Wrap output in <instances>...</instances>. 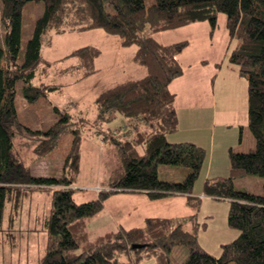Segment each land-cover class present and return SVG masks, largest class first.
Segmentation results:
<instances>
[{"label":"trees","instance_id":"1","mask_svg":"<svg viewBox=\"0 0 264 264\" xmlns=\"http://www.w3.org/2000/svg\"><path fill=\"white\" fill-rule=\"evenodd\" d=\"M0 1L1 21L7 27L4 47L0 46V225L6 200L19 204L27 188L48 189L51 207L43 222L47 238L39 264H134L152 256L157 264H168L175 245L187 248L181 264H264V182L261 194L234 186V180L244 175L264 178V0H156L150 5L145 0H43L42 15L34 23L21 61V9L30 0ZM220 12L226 15L229 41H234L228 61L246 80L247 127L255 147L249 152L229 147L228 174L203 182L204 196L229 201L227 223L238 230L214 255L198 243L195 217L200 198L192 195L206 149L190 141L167 139L178 129L175 94L169 83L184 71L179 55L188 41L163 43L144 30L149 27L155 32L204 20L215 27ZM95 28L117 36L122 46H135L133 61L144 67L145 74L111 85L95 96L96 122H118L112 130L123 132L119 137L106 132L104 136L114 145L118 162L105 188L97 190L92 199L76 202L72 186L80 168L82 135L78 127L70 129L71 143L58 176L32 174L12 149L14 135L39 134L42 137L32 151L37 156L46 154L75 123L73 114L54 107L57 120L46 129H32L19 120L14 97L17 80H22V93L28 101L58 87L33 84L44 62L43 33ZM99 53L86 45L70 55L77 58L85 77L98 71L95 60ZM239 133L241 136V126ZM161 164L183 166L187 171L179 181L159 179ZM134 191L144 192L150 200L185 195L194 212L182 217H146L141 227H120L92 237L87 220L102 210L105 200L115 193ZM188 222L193 231L184 228ZM137 244L142 246L132 247ZM121 253H127L128 259L119 261Z\"/></svg>","mask_w":264,"mask_h":264},{"label":"rangeland","instance_id":"2","mask_svg":"<svg viewBox=\"0 0 264 264\" xmlns=\"http://www.w3.org/2000/svg\"><path fill=\"white\" fill-rule=\"evenodd\" d=\"M145 2L150 5L155 3L156 0H145ZM43 9V0L27 1L21 9L18 61L22 59L26 42L32 34L36 19L42 15ZM144 31V33L152 35L163 43L186 39L188 44L182 53L181 61L183 64L189 63V65L185 64V67H192L190 72L193 75L197 71L208 73H210L209 70L217 71L221 67H218L219 63L221 64L223 59H226L223 74L233 82L227 86V92L223 90L219 95L225 96L223 102L226 100L228 102V110L230 111L228 120H231V122L236 121V124L230 126L227 132L224 133L226 129L220 127L219 121L213 122L215 159L220 154L217 150L218 145L222 147V142L224 145V142L226 143L230 139L233 150L237 149L235 151H239L240 147L242 149L250 147L248 141L245 142V137L240 144L242 138V134L240 136L239 133L240 125L242 123L247 126V97L244 102L240 83L242 81L246 84V81L245 78L237 74L236 67L230 65L228 61V53L234 45V41H229L226 15L223 12L218 13L215 27H212L209 21L204 20L155 32L146 27ZM6 32L7 27L0 17V46L2 47H4ZM102 32H104L103 29L96 28L86 31L43 33L41 52L47 51L55 58L66 56L57 65H48V73L41 77L44 82L54 83L58 87L35 101H28L22 93V80L16 82L15 108L19 120L30 128L46 129L55 122L58 115L55 113L54 107L66 108L73 114L75 123L68 126V129L61 133L56 145L46 154L37 156L32 151L42 137L39 134L33 136L14 135L12 149L18 159L30 168L32 174L58 176L62 173L64 158L71 143L72 132L70 129L78 127L82 135L80 168L75 184L72 186L74 188L73 197L76 202L92 199L96 196L97 190L105 188L111 172L118 162L114 145L104 139V136L106 132L119 137L123 132L112 130L118 122L103 125L96 122L97 115L93 103L95 96L111 85L138 78L144 74L142 73L144 67L133 62L130 56L135 46H122L119 44L117 36L106 35L105 33L104 35ZM86 45L95 47L100 51L95 60L98 71L80 78L78 70L80 67L77 58L70 54L77 48ZM2 64L4 68L7 65L5 60ZM61 66L63 70L58 69ZM245 94L247 95V91H245ZM236 95H238L237 98L234 97ZM217 97L215 98V104L222 103L221 99ZM212 100L215 102L214 99ZM219 108V105H217V110ZM80 118H84V120ZM97 129H102L103 132H98ZM178 134H181V132ZM249 138H252L251 135ZM227 147L226 149H228ZM186 171L183 166L161 164L158 167V177L159 179L179 181L185 176ZM204 172L205 166H202L192 189V193H195L198 197L200 195L198 193L202 190ZM263 182V177L244 175L234 180V186L237 189L261 194ZM179 199L178 197L176 201H179ZM183 203L179 204V210L173 213H184L187 206L185 202ZM163 204L160 201H152L147 206V213L169 215L171 212H168V207ZM50 207L51 192L48 189L31 190L27 188L25 193L22 194L19 204H14L13 201H5L0 225V264H39L40 258L45 252L47 238L43 222ZM138 207L145 209L144 204H138ZM228 208L229 201L227 199L204 196L199 201L195 217L198 227L195 232L199 245L211 254H219L220 244L231 241L238 234V230L230 227L227 223ZM86 225L92 237L114 227L107 208L102 209L96 216L90 217ZM184 228L189 231L194 229L193 224L189 222L184 225ZM186 254V247L175 245L169 254L168 264H181ZM117 258L119 261H125L128 259V254L121 253ZM134 264H157V262L155 257L152 256Z\"/></svg>","mask_w":264,"mask_h":264},{"label":"crops","instance_id":"3","mask_svg":"<svg viewBox=\"0 0 264 264\" xmlns=\"http://www.w3.org/2000/svg\"><path fill=\"white\" fill-rule=\"evenodd\" d=\"M102 33L103 34L105 33L106 35L110 34L107 33L105 30ZM119 44H120V39H119ZM184 50L179 55V60L181 63H182L181 57ZM133 52L134 50H132V52L130 53L132 61H133ZM41 55L42 58L44 59V62L41 63L39 70L33 79V84L50 83V82L48 83L44 82L43 79L41 78L44 74L46 75L48 73V65L49 66H51L52 64L57 65L61 60L65 59V56L55 58L51 56L47 51L44 53L41 52ZM225 61L226 59L224 58L222 63L221 64L219 63L218 67L220 66L221 67L217 71L209 70L210 73L205 71L204 72L197 71L194 75L192 72H190L192 67H185V64L189 65V63H185V64L182 63V65L184 66V71L182 75L176 77L174 80H172L169 83V89L175 94V108L178 117V129L173 133H169L167 135V139L170 142L190 141L206 149L207 159L205 157L206 163L204 160L202 165L205 166L204 180L206 178L215 179L218 177H222L227 175L229 172L228 149H226V147L228 146L227 148L229 147L233 148L230 145L231 139L226 143L224 142V145L222 142V147L218 145L217 150L219 151L220 154L215 159L216 148L214 145V131H212V124L214 121L215 122L219 121L220 127L222 129L223 128L226 129L224 130V133L227 132L230 126L236 124V121L231 122V120L230 121L228 120V118H230L229 116L230 111L228 110V102L227 100L225 101L226 103L223 102L225 96L219 95L221 91L223 90L226 91L227 86H229L233 82L231 79L226 78L223 74ZM58 69L63 70V67L61 66ZM232 69L234 70V68ZM78 70H79V77L82 78L83 77L82 70L80 68ZM235 71L237 72V69ZM231 72L234 73L233 71ZM142 73L145 74V69L144 72ZM240 88L243 91L242 100H244L245 102L247 97V95L245 94V91H247V84H244V82L241 81ZM234 93H238V92H234ZM216 97L218 99H221L222 103L215 104ZM234 97L237 98L238 95ZM212 99H214L215 102H213ZM217 105H219L220 107L219 110H217ZM214 107L216 110L214 109ZM240 126L242 127V138L240 144L242 142V139L245 137V142L248 141V146L250 147H247L245 149H242V147H240V149L238 150L242 152L252 151L255 147L254 138L246 125H243L241 123ZM180 132L181 134H178ZM250 135L252 138H249ZM226 150L227 152L225 153ZM224 166H226V168H224ZM198 194H200L199 195L200 199L201 197H204L202 190ZM192 195L197 196L195 193L194 194L192 193ZM178 197L180 199L179 201H176ZM152 201L155 202L160 201L161 203H164L163 205L165 207H168V212L171 213L169 215L148 214L147 206H149V203H151ZM162 201H166V202H162ZM183 202H185L187 206L186 211L181 214L173 213L179 210V204H184ZM138 204L141 205L144 204L145 209H140L139 207L137 208ZM104 208H107V212L109 213L110 218L114 223V227L106 231H116L120 227H124V228L141 227L144 225V219L146 217H154V216L182 217L194 212L193 208L187 203V198L185 195L176 194L150 201V199L148 198V196H146L144 192H137V191L119 192L110 195L104 202V206L102 209Z\"/></svg>","mask_w":264,"mask_h":264},{"label":"water","instance_id":"4","mask_svg":"<svg viewBox=\"0 0 264 264\" xmlns=\"http://www.w3.org/2000/svg\"><path fill=\"white\" fill-rule=\"evenodd\" d=\"M142 245H139V244H137V245H132V247L133 248H135V247H141Z\"/></svg>","mask_w":264,"mask_h":264}]
</instances>
